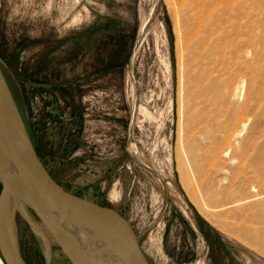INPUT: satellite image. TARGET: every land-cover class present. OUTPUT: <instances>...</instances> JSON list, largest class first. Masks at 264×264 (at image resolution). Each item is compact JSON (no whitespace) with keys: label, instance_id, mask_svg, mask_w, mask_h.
Wrapping results in <instances>:
<instances>
[{"label":"rangeland","instance_id":"obj_1","mask_svg":"<svg viewBox=\"0 0 264 264\" xmlns=\"http://www.w3.org/2000/svg\"><path fill=\"white\" fill-rule=\"evenodd\" d=\"M0 68L52 176L152 264H264V0H0ZM16 223L29 264H71Z\"/></svg>","mask_w":264,"mask_h":264},{"label":"water","instance_id":"obj_2","mask_svg":"<svg viewBox=\"0 0 264 264\" xmlns=\"http://www.w3.org/2000/svg\"><path fill=\"white\" fill-rule=\"evenodd\" d=\"M13 108L19 111L0 68V255L5 263L29 264L20 251L16 223L17 213H22L19 207H24L46 224L71 264H93L67 236L71 225L96 234L104 228L115 241L116 257L123 264H152L132 223L122 213L75 195L52 176L38 156L20 112V130L27 145L19 139L8 122ZM27 220L32 225V219ZM8 233L13 236L11 247Z\"/></svg>","mask_w":264,"mask_h":264},{"label":"bare ground","instance_id":"obj_3","mask_svg":"<svg viewBox=\"0 0 264 264\" xmlns=\"http://www.w3.org/2000/svg\"><path fill=\"white\" fill-rule=\"evenodd\" d=\"M18 113H19V111H17V109L15 110L13 108L10 116L8 117L9 118L8 122H9L11 128L15 132L18 133L19 139H21L22 142L25 145H27L26 135L20 130L21 126H20V120L18 118ZM214 134H215V132H214ZM236 134L238 135L239 132H236ZM182 154H183L182 152L178 154V161H179L178 164L180 166L179 169H182L185 165V166H187L186 167L187 170L190 169L192 171V173H195L197 171V167H198L197 159H196V157H194L195 155L194 156L191 155V157L189 156L186 159V157H184ZM196 155H197V153H196ZM177 167H178V165H177ZM182 171H180V172H182ZM188 172H189V170L187 171V173ZM187 173H185V174H187ZM181 175H182L183 181L186 183V178H185L186 175L185 176L183 174H181ZM189 178H190V176H189ZM189 178H187V180ZM112 196H113V198H115L116 193H113ZM19 208L21 209L23 215L27 219H30V213H29L28 209L24 208V207H22V208L19 207ZM31 222L33 223V226L35 227L36 231L45 240L46 250H47V259H48V261H50L51 243L56 242V239H55L54 235L51 234V231L47 228L46 224L43 221L34 222L33 220H31ZM66 232H67V236L70 237V239H72L75 242L76 246L80 247L81 250H83L85 252L86 256L90 259V261H92L93 264H123V260L116 257L117 249L115 247V241L113 240L111 235L109 233H107V231L104 228H102L100 230V232L96 234V233H93L91 230L86 229L85 227L72 226L71 225V226H68V229ZM10 235H11V233L10 234L8 233L9 245L11 247L12 241H13V236L11 235L12 236L11 237ZM0 264H6L5 261L3 260V258L1 257V255H0Z\"/></svg>","mask_w":264,"mask_h":264},{"label":"flooded vegetation","instance_id":"obj_4","mask_svg":"<svg viewBox=\"0 0 264 264\" xmlns=\"http://www.w3.org/2000/svg\"><path fill=\"white\" fill-rule=\"evenodd\" d=\"M0 191H1V186H0Z\"/></svg>","mask_w":264,"mask_h":264},{"label":"trees","instance_id":"obj_5","mask_svg":"<svg viewBox=\"0 0 264 264\" xmlns=\"http://www.w3.org/2000/svg\"><path fill=\"white\" fill-rule=\"evenodd\" d=\"M0 186H1V183H0Z\"/></svg>","mask_w":264,"mask_h":264}]
</instances>
